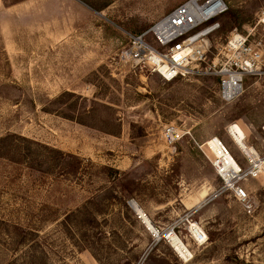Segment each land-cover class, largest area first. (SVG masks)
<instances>
[{
	"label": "rangeland",
	"instance_id": "374dc122",
	"mask_svg": "<svg viewBox=\"0 0 264 264\" xmlns=\"http://www.w3.org/2000/svg\"><path fill=\"white\" fill-rule=\"evenodd\" d=\"M184 1L0 0V264H264L263 181L243 183L249 208L216 196L202 147L218 138L243 166L230 125L264 146V0H224L194 75L166 83L119 59L130 35ZM234 30L261 42L263 73L225 103L204 73ZM130 202L156 228L189 217L207 243L195 245L184 222L192 257L179 259Z\"/></svg>",
	"mask_w": 264,
	"mask_h": 264
},
{
	"label": "built area",
	"instance_id": "2783aa9c",
	"mask_svg": "<svg viewBox=\"0 0 264 264\" xmlns=\"http://www.w3.org/2000/svg\"><path fill=\"white\" fill-rule=\"evenodd\" d=\"M227 12L228 6L224 0H185L158 19L148 30L130 35L127 46L120 50L119 59L133 69L160 74L166 83L194 75L200 71V67L207 65L213 38L220 28L218 19ZM148 35L153 44L146 41ZM262 63L261 42L251 41L249 34L244 35L234 30L219 47L215 61L208 65L204 74L218 79L217 96L229 103L241 96L247 77L263 73ZM235 127L236 125L227 127L226 134L245 164L241 166L218 138L210 140L217 139L221 142L223 157L217 158L212 154L210 163L221 182L216 196L229 192L237 202L249 208V198L243 183L249 179H259L264 183V146L249 143L244 135H239ZM261 133L264 137V125ZM165 139L173 144L179 139V135L173 127L167 128ZM205 144L207 141L202 147L210 152ZM133 204L134 202H130V205ZM186 218L184 222L187 226L182 230H185L195 245H205L208 240L206 233L198 223ZM184 222L176 221L164 228H156L154 235L149 232L154 238L159 236L158 240H164L173 249L174 241L181 240L184 243L180 231ZM182 252L186 258L179 252L175 254L179 259L189 261L192 256L187 245Z\"/></svg>",
	"mask_w": 264,
	"mask_h": 264
},
{
	"label": "bare ground",
	"instance_id": "6f19581e",
	"mask_svg": "<svg viewBox=\"0 0 264 264\" xmlns=\"http://www.w3.org/2000/svg\"><path fill=\"white\" fill-rule=\"evenodd\" d=\"M157 74L163 81H165V79L158 73ZM166 82V81H165ZM235 130L239 133V135H244L243 132L241 131V129L236 126ZM210 144L214 150L215 156L217 158H222L223 156V145L221 144V142H219V140L217 139H212L210 140ZM133 209L135 210V212L137 213V215L140 217L141 221L143 222V224L147 227L148 231H150L151 233H156V227H154L148 220L147 218L144 216V214L142 213V211L139 209V207L137 206V204H133ZM159 236H157L158 238ZM174 248L177 249V251H181L183 248V243L181 240L178 241H174L173 242V250L176 251Z\"/></svg>",
	"mask_w": 264,
	"mask_h": 264
},
{
	"label": "crops",
	"instance_id": "0c3cea01",
	"mask_svg": "<svg viewBox=\"0 0 264 264\" xmlns=\"http://www.w3.org/2000/svg\"><path fill=\"white\" fill-rule=\"evenodd\" d=\"M205 146L208 148L207 145H205ZM208 149H209V148H208ZM209 151L215 155L213 148H211V150H209ZM130 208L132 209L133 213L135 214V215H134L135 218H137V219L139 220L140 224H141L143 227H145V225L143 224V222L141 221L140 217L137 215V213L135 212V210L133 209V207L130 206ZM139 209H140V208H139ZM140 210H141V209H140ZM141 211H142V210H141ZM142 213L144 214V216L147 218V220H148L150 223L152 222L151 224H154V222L151 220L150 217H148L143 211H142Z\"/></svg>",
	"mask_w": 264,
	"mask_h": 264
}]
</instances>
